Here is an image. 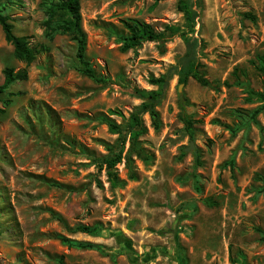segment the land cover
Wrapping results in <instances>:
<instances>
[{
    "label": "rangeland",
    "instance_id": "obj_1",
    "mask_svg": "<svg viewBox=\"0 0 264 264\" xmlns=\"http://www.w3.org/2000/svg\"><path fill=\"white\" fill-rule=\"evenodd\" d=\"M177 1L79 0L86 58L102 82L79 71L75 42L50 28L51 0L4 4L36 55L16 60L0 26V83L5 67L27 74L0 94V264H264V102L248 101L264 92L253 64L264 52V0H200L194 35L208 84L189 77L179 91L172 75L160 127L143 116L150 159H135V179L119 163L124 183L112 186L95 162L118 146L104 117L123 125L141 103L131 90L156 89L150 78L184 54ZM128 18L179 31L122 51Z\"/></svg>",
    "mask_w": 264,
    "mask_h": 264
},
{
    "label": "trees",
    "instance_id": "obj_2",
    "mask_svg": "<svg viewBox=\"0 0 264 264\" xmlns=\"http://www.w3.org/2000/svg\"><path fill=\"white\" fill-rule=\"evenodd\" d=\"M13 0H0V26L4 34L6 42L12 45L13 56L16 60L23 62L26 66L29 65L35 58L36 50L32 47L26 36L15 35L13 33V25L9 22L8 15L2 12L4 4ZM159 0H154V3ZM200 6V0H178L177 9L183 13L185 20V32H182L186 49L179 60L178 65L169 67L163 74L158 77H151L150 83L157 86L156 89L144 90L133 88L131 94L139 99L141 103L137 105L129 114L127 121L121 125L113 121V119L104 117L109 129L117 134L118 146L111 149L110 153L102 157L100 160H95L99 167H103L106 171L107 179L112 186L122 185L124 183L118 176L117 165L123 163L128 171V179H135V159L148 161L149 153L142 146L140 137L147 132L143 116L148 115L151 126L154 129L160 127V117L158 106L164 97L165 89L168 81L173 74L179 75V82L185 84L186 80L191 77L200 85L206 86L208 80L205 77L204 71L201 69V63L198 58V49L201 48V40L194 35L196 18L198 16L197 8ZM48 10L51 16H56L55 20L50 25V28L59 33L68 34L75 42V55L80 65L79 71L96 82H102L103 78L97 76L94 69L91 67L86 58V34L81 24V14L79 0H51L48 5ZM126 34L120 37L122 51H127L139 46L144 41H157L166 36H171L179 31L176 25H167L162 31H156L154 27L145 21L128 18L122 20ZM256 71L264 76V52L256 55L253 62ZM3 82L0 83V94H3L7 87L15 81L26 79V70L20 69L14 71L13 67H5L3 69ZM251 97L248 101L256 100L264 102V92H250ZM10 103L9 99L3 101L4 105ZM189 105V100L185 93L178 94L177 107L180 112V119L184 125L185 131L192 136L193 120L186 112V106ZM259 108L254 110L257 113ZM4 112V108H0V114ZM193 176V175H192ZM77 230L81 232L91 233L95 227L89 225H78ZM261 239H264V232L257 229ZM64 242L71 245V241L67 238H62ZM76 243V242H74ZM73 245V244H72ZM80 247L90 246L89 244H79Z\"/></svg>",
    "mask_w": 264,
    "mask_h": 264
},
{
    "label": "water",
    "instance_id": "obj_3",
    "mask_svg": "<svg viewBox=\"0 0 264 264\" xmlns=\"http://www.w3.org/2000/svg\"><path fill=\"white\" fill-rule=\"evenodd\" d=\"M179 86L180 87L178 88V90L180 91L181 87L183 86V83H180ZM193 149H194V142H193V140H190L188 146H186L184 148V150L187 152V151H190V150H193Z\"/></svg>",
    "mask_w": 264,
    "mask_h": 264
}]
</instances>
